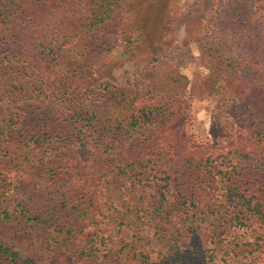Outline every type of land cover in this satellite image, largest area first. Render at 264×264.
<instances>
[{"label":"trees","instance_id":"obj_1","mask_svg":"<svg viewBox=\"0 0 264 264\" xmlns=\"http://www.w3.org/2000/svg\"><path fill=\"white\" fill-rule=\"evenodd\" d=\"M127 1L0 0V264H72L69 248L94 264H221L206 224L264 247V0L214 1L197 39L207 86L189 94L163 57L128 90L85 73ZM195 100L214 102L212 144L191 131Z\"/></svg>","mask_w":264,"mask_h":264},{"label":"rangeland","instance_id":"obj_2","mask_svg":"<svg viewBox=\"0 0 264 264\" xmlns=\"http://www.w3.org/2000/svg\"><path fill=\"white\" fill-rule=\"evenodd\" d=\"M215 0H128L125 8L116 11L112 18L104 23L102 32L91 40L90 63L85 73L94 82H106L111 85L132 89L134 85L151 74L154 69V57H163L176 63L188 75L189 84L184 94L204 90L205 68L200 64L201 45L197 39L203 30L202 17ZM135 32V33H134ZM139 33L138 40L130 44L124 38ZM137 36V35H136ZM98 91H107L102 85ZM214 102L210 100L192 101L191 131L204 145L212 144L211 112ZM217 141V139H216ZM221 142H219L220 144ZM258 184L264 189V169ZM221 221H215L220 223ZM224 225L218 227L220 231ZM243 227L233 226L210 236L209 226L200 232L205 246H214L216 262L221 264H264V247L255 248L251 235ZM148 226H143L146 231ZM209 234V236H208ZM24 250L28 253H41L36 240L25 241ZM181 248H192L189 238L182 236ZM64 260L72 264H94L87 258H80L72 248L57 251Z\"/></svg>","mask_w":264,"mask_h":264}]
</instances>
